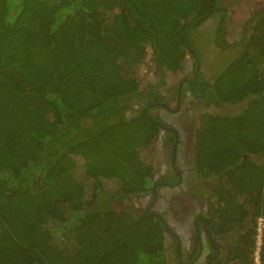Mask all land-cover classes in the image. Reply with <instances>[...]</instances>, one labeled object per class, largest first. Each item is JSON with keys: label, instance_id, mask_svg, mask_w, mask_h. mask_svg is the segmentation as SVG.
Here are the masks:
<instances>
[{"label": "trees", "instance_id": "obj_1", "mask_svg": "<svg viewBox=\"0 0 264 264\" xmlns=\"http://www.w3.org/2000/svg\"><path fill=\"white\" fill-rule=\"evenodd\" d=\"M94 4L0 0V264H168L167 234L177 243L157 175L169 124L155 111L171 98L167 72L226 11L221 0ZM246 23L214 29L238 53L176 93L241 107L202 113L195 131L189 193L210 184L216 264H258V252L264 264V6Z\"/></svg>", "mask_w": 264, "mask_h": 264}, {"label": "flooded vegetation", "instance_id": "obj_2", "mask_svg": "<svg viewBox=\"0 0 264 264\" xmlns=\"http://www.w3.org/2000/svg\"><path fill=\"white\" fill-rule=\"evenodd\" d=\"M176 93L173 97L169 98L164 108L155 111V115L161 125L165 121L169 124L163 126L166 129L165 131L168 132V135H165V140H160L157 143L163 149V154H160L166 162L163 168L158 170L157 175L160 179L167 180H159L158 183L163 188L170 189L176 187L178 192L183 190L188 192L190 187L195 186L196 178L191 183L186 181L185 169L187 167L185 165L189 162V151L185 150L183 145H186V140L189 139L190 134L184 127L179 126L184 123V118L188 114L187 111H184L186 108H184L183 114L180 113L182 85L177 96ZM190 96L196 98L193 94H186L183 99L185 100ZM178 113L181 114L180 117L174 119ZM190 171L193 173L191 169ZM209 187L210 184H208V189L201 193V197L196 198V192H193V195L188 192V195L183 194L177 197H170L168 202H163L162 211L167 208L163 214L169 217V221L174 219L180 226L178 231L181 233L173 232L177 240L176 255L178 264H216L221 254V248L214 243V240H217V236L212 234L213 231L207 223L206 206L204 207L206 205V197L209 199V196H207ZM195 189L197 190L198 187H195ZM155 193L156 198L158 195L157 190ZM184 231L186 234L183 233ZM184 238L187 240L186 243L183 242Z\"/></svg>", "mask_w": 264, "mask_h": 264}, {"label": "rangeland", "instance_id": "obj_3", "mask_svg": "<svg viewBox=\"0 0 264 264\" xmlns=\"http://www.w3.org/2000/svg\"><path fill=\"white\" fill-rule=\"evenodd\" d=\"M121 0H112L110 2H100L98 0H95V6L101 5V6H108L111 8L112 5H119ZM220 6L223 10L226 11L224 20L222 19L223 16L221 13L218 14L220 17V25L219 27H216L217 21L212 20L205 25L202 26V29L199 28V32L197 31L196 36L194 37V43L195 45V54L198 58V62L194 61V55H189L187 64L182 67L178 71H168L167 75L170 81V85L165 88V94H169V96L173 97L175 95V92L178 91V84L181 82L183 78L186 76H190L194 73V71L199 67L205 72H207L209 78H213L215 73L220 71L223 66L230 61L232 58L236 56V54L239 51V47H231V48H222L215 42V35H213L214 29H219L220 26L225 28V24H229L232 21L240 22V24H247L246 22L248 19L256 12V10L262 8L264 6V0H221ZM230 25H227L228 27ZM223 31H225L223 29ZM233 31L232 28L230 30H226V33L223 37V39L227 42H231L236 37H230L228 33H231ZM215 34V32H214ZM224 34V32H223ZM145 65L151 66L150 61H144ZM152 65L153 62H152ZM187 100V102H186ZM184 108H186L184 110ZM187 111V116L184 118V123L182 125H179L180 127H184V129L189 132V139L186 140V145H183V148L188 152V160L189 162L185 165L187 169H185L187 182L191 183L192 180L196 178V160H195V131L198 128L199 118L200 115L206 111H213V112H224V113H231V112H237L241 110V107L239 104H232V103H216L211 104L210 106L208 104H205V100L193 98L192 96L188 97L184 101H181V111L182 112ZM180 113L176 114L175 118L180 117ZM184 116V115H182ZM174 121V120H173ZM171 134V133H170ZM165 135H168V132L165 131ZM156 149L159 151V153L163 154V149L161 148V145L158 146L156 144ZM161 154H157V159L159 160L158 164V170L160 168H163L165 165L164 157L161 156ZM190 169L193 171V173L190 171ZM173 187V186H172ZM189 192V191H188ZM188 192L185 190L178 192L177 188H164L162 190L161 198L162 202H168V199L174 196L180 195H188ZM209 195V191L207 192ZM207 198V197H206ZM140 208V207H139ZM138 208V209H139ZM163 210L162 212L166 211ZM168 218V217H167ZM191 219V217H189ZM171 223H175V232L181 233L178 231L180 226L175 222L174 219L170 220ZM182 227V226H181ZM186 234V232H183ZM174 234V233H173ZM169 234H167V257L165 258L167 260L168 264H178V261L176 259L175 255V249H176V241H173L171 239V246L168 242ZM183 242L186 243V238L183 239ZM259 245H261V237L259 238ZM205 251V250H204ZM188 252V251H187ZM258 255V254H257ZM258 264H260V258H257ZM186 262V261H185Z\"/></svg>", "mask_w": 264, "mask_h": 264}, {"label": "built area", "instance_id": "obj_4", "mask_svg": "<svg viewBox=\"0 0 264 264\" xmlns=\"http://www.w3.org/2000/svg\"><path fill=\"white\" fill-rule=\"evenodd\" d=\"M257 258H260L259 252H258Z\"/></svg>", "mask_w": 264, "mask_h": 264}, {"label": "clouds", "instance_id": "obj_5", "mask_svg": "<svg viewBox=\"0 0 264 264\" xmlns=\"http://www.w3.org/2000/svg\"><path fill=\"white\" fill-rule=\"evenodd\" d=\"M260 231H262V228H260ZM261 237V236H260Z\"/></svg>", "mask_w": 264, "mask_h": 264}, {"label": "water", "instance_id": "obj_6", "mask_svg": "<svg viewBox=\"0 0 264 264\" xmlns=\"http://www.w3.org/2000/svg\"><path fill=\"white\" fill-rule=\"evenodd\" d=\"M165 105H166V103H165Z\"/></svg>", "mask_w": 264, "mask_h": 264}]
</instances>
